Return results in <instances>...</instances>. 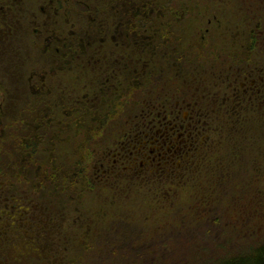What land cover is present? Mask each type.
Instances as JSON below:
<instances>
[{
    "label": "flooded vegetation",
    "instance_id": "1",
    "mask_svg": "<svg viewBox=\"0 0 264 264\" xmlns=\"http://www.w3.org/2000/svg\"><path fill=\"white\" fill-rule=\"evenodd\" d=\"M263 130L264 0H0V264H71Z\"/></svg>",
    "mask_w": 264,
    "mask_h": 264
},
{
    "label": "rangeland",
    "instance_id": "2",
    "mask_svg": "<svg viewBox=\"0 0 264 264\" xmlns=\"http://www.w3.org/2000/svg\"><path fill=\"white\" fill-rule=\"evenodd\" d=\"M261 144L256 164L244 155L225 168L229 175L198 176L166 197L134 193L118 201L85 232L69 263L129 264L135 258L137 264L139 254L154 261L149 264H214L248 251L264 240V192L257 195L261 204L249 203L251 194L241 186L264 166V130ZM129 245L132 257H115Z\"/></svg>",
    "mask_w": 264,
    "mask_h": 264
},
{
    "label": "trees",
    "instance_id": "3",
    "mask_svg": "<svg viewBox=\"0 0 264 264\" xmlns=\"http://www.w3.org/2000/svg\"><path fill=\"white\" fill-rule=\"evenodd\" d=\"M251 164H255L253 160H251ZM261 172L258 174V176L250 175L248 179L243 183L241 186L243 190V194H251L249 203H257L261 204L262 199L261 197L258 198L259 195H261L262 192H264V166L259 167L258 171ZM252 179V180H251ZM258 195V196H257ZM249 208L248 206H245V208ZM132 253V254H130ZM137 254V253H136ZM115 257H132L133 256V250L131 248V245H129L122 254L119 252H116L114 254ZM138 260H135L137 264H149L154 261L148 257H144V255L137 254ZM133 258L131 261H129V264H134ZM120 264H127V263H120ZM214 264H264V240L260 243H258L256 246L251 247L248 251L242 252L237 255L228 256L227 258H223L215 262Z\"/></svg>",
    "mask_w": 264,
    "mask_h": 264
}]
</instances>
